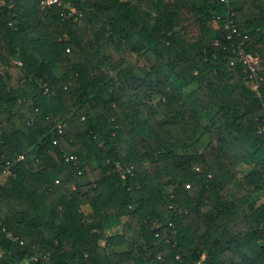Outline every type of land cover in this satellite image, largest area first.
<instances>
[{
  "label": "trees",
  "instance_id": "1",
  "mask_svg": "<svg viewBox=\"0 0 264 264\" xmlns=\"http://www.w3.org/2000/svg\"><path fill=\"white\" fill-rule=\"evenodd\" d=\"M263 26L264 0H0V264H264Z\"/></svg>",
  "mask_w": 264,
  "mask_h": 264
},
{
  "label": "built area",
  "instance_id": "2",
  "mask_svg": "<svg viewBox=\"0 0 264 264\" xmlns=\"http://www.w3.org/2000/svg\"><path fill=\"white\" fill-rule=\"evenodd\" d=\"M55 0H46L47 3ZM222 2H228V0H220ZM44 4V3H43ZM236 16L235 12L230 8L226 14L221 16L220 14L215 15L213 22L216 24H221L223 30L226 32L227 39H234L232 45V51L234 53V59L230 61V64H233L235 61H239L244 65V70H246L248 75V84L250 88L254 91H257L260 87L261 81L263 80V75L261 74V65L260 57L258 54H254L248 51H245L244 44L245 40L248 39V34L243 33L241 28L235 23L233 17ZM264 31V26L261 29ZM15 63L20 64L19 60H15ZM262 107L264 110V101L262 102ZM60 127V125L58 126ZM10 174L8 166H5V169L2 173V177H6ZM123 176V174H122ZM4 179V178H3ZM1 254V250H0ZM44 260V258H43Z\"/></svg>",
  "mask_w": 264,
  "mask_h": 264
},
{
  "label": "rangeland",
  "instance_id": "3",
  "mask_svg": "<svg viewBox=\"0 0 264 264\" xmlns=\"http://www.w3.org/2000/svg\"><path fill=\"white\" fill-rule=\"evenodd\" d=\"M183 25H186V28H187V36H189L190 38H194L197 34V29H196V25L193 24V20L192 18L189 17V19L183 21ZM125 55V57L132 61V62H137L139 65L141 64V62L138 60V56L137 54L135 53H130V52H125L123 53ZM0 68H1V64H0ZM10 84L15 86V80L12 79L10 81ZM19 119V118H18ZM119 218L116 217L115 215L113 216L112 215V220L114 221L115 225H113V228H110L107 232L108 233H120L122 232V227H120V224H119ZM119 226V227H117Z\"/></svg>",
  "mask_w": 264,
  "mask_h": 264
},
{
  "label": "crops",
  "instance_id": "4",
  "mask_svg": "<svg viewBox=\"0 0 264 264\" xmlns=\"http://www.w3.org/2000/svg\"><path fill=\"white\" fill-rule=\"evenodd\" d=\"M118 220H119L120 227H122V224H121V223H122L123 220H121V219H118ZM114 225H115V223H114ZM117 227H119V226H117ZM112 228H113V227H112ZM121 229H122V228H121ZM120 233H122V232H120Z\"/></svg>",
  "mask_w": 264,
  "mask_h": 264
}]
</instances>
